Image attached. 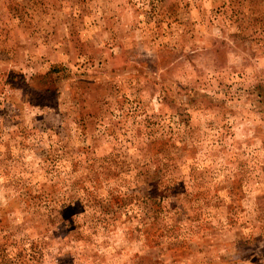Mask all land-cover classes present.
<instances>
[{
  "label": "rangeland",
  "instance_id": "374dc122",
  "mask_svg": "<svg viewBox=\"0 0 264 264\" xmlns=\"http://www.w3.org/2000/svg\"><path fill=\"white\" fill-rule=\"evenodd\" d=\"M0 264H264V0H0Z\"/></svg>",
  "mask_w": 264,
  "mask_h": 264
},
{
  "label": "trees",
  "instance_id": "16d2710c",
  "mask_svg": "<svg viewBox=\"0 0 264 264\" xmlns=\"http://www.w3.org/2000/svg\"><path fill=\"white\" fill-rule=\"evenodd\" d=\"M171 184L167 185V189H165V190L160 191L159 190L160 188H157L158 192H155L154 195L152 196V197H154L152 199V201L155 200L153 202L152 206L155 205L157 207V209H155L156 215H157V212H160L162 215L165 214V212H163L164 211L163 201H160V200H161V197L163 195H165L168 190L172 189L173 186ZM173 193L177 194L178 192H175L173 190ZM157 200H159V201H157ZM153 211H154V209H153ZM151 216L149 217V220H148L149 222H145V223L140 224L141 234L144 238L143 242L145 244L149 243L148 246L150 244H155L156 241L160 242V244H161V241H160L161 238L165 237L164 236V227H163L161 220L158 219L159 218L158 216L157 217L155 216L154 218L151 219ZM174 221H176V220H174Z\"/></svg>",
  "mask_w": 264,
  "mask_h": 264
}]
</instances>
